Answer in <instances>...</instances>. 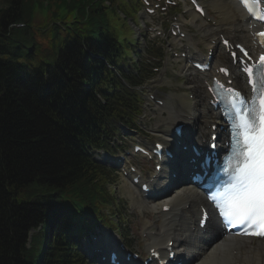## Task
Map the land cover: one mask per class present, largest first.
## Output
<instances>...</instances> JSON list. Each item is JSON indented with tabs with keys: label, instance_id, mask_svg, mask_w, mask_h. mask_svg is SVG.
<instances>
[{
	"label": "trees",
	"instance_id": "trees-1",
	"mask_svg": "<svg viewBox=\"0 0 264 264\" xmlns=\"http://www.w3.org/2000/svg\"><path fill=\"white\" fill-rule=\"evenodd\" d=\"M1 1L0 264H19L35 254L34 246L26 250L24 238L27 227L43 220L47 209L40 202L39 208L20 204L19 194L43 201L52 191L71 192L96 214L105 201L102 173L82 150L97 141L108 113L116 114L109 86L118 80L86 47L97 52L107 46L109 54L100 53L118 60L115 55L129 46L132 8L121 0L124 17L105 0H51L44 17L42 0H37L40 6L36 0ZM76 8L80 16L73 19ZM19 23L23 26L9 27ZM120 95L114 94L118 102ZM50 258V264H79L60 245Z\"/></svg>",
	"mask_w": 264,
	"mask_h": 264
},
{
	"label": "snow or ice",
	"instance_id": "snow-or-ice-1",
	"mask_svg": "<svg viewBox=\"0 0 264 264\" xmlns=\"http://www.w3.org/2000/svg\"><path fill=\"white\" fill-rule=\"evenodd\" d=\"M242 2L247 6L249 0ZM197 8L202 12L198 5ZM257 35L264 37V32ZM259 68V78L253 67L242 69L247 74L251 97L241 99L246 107L237 113L232 125L230 154L226 157L229 179L222 189H210L207 199L217 213V227H241L240 235L264 238V54L259 57ZM220 71L228 72L226 68ZM200 223L202 227L210 223L207 213Z\"/></svg>",
	"mask_w": 264,
	"mask_h": 264
},
{
	"label": "bare ground",
	"instance_id": "bare-ground-1",
	"mask_svg": "<svg viewBox=\"0 0 264 264\" xmlns=\"http://www.w3.org/2000/svg\"><path fill=\"white\" fill-rule=\"evenodd\" d=\"M212 3L214 7L218 8L220 11V21H222L224 25H230L229 33L233 34V32H235L236 37H232L233 39H241L252 46H255L253 38V32L255 29H250V20L237 2L235 0H212ZM192 19L196 21L200 19V22H203V19L193 13ZM225 21H228V24ZM222 26V24H219V27L218 25L214 27L209 26L208 29L210 31H218ZM183 70L187 72L190 69L187 65H184ZM170 136V131L165 130L163 138L168 140ZM174 184L176 183L173 182V185ZM130 190L133 191L130 186H127L126 191L130 192ZM189 197L194 198V201L190 206H197V196L193 195L192 191L187 187L179 188L168 196L161 197L157 200L155 199V204L153 205H148L144 200L138 202V206L141 209H158L160 211V208H162L163 205H169L171 207L170 211H172V218L174 220L169 221V224L174 227L171 230L170 227L167 228L161 226L159 228L160 231L157 230V232L166 237L162 239L160 243L153 241L151 246H163V248H165L167 242L175 240L179 247L196 248L197 250L203 249V244L196 247L194 234L189 231L192 224L190 223L188 226V224L183 221L184 218H181L179 223L177 222L178 216L183 215V211L186 210V204L190 203V199H187ZM158 204H160L159 207L157 206ZM193 213L196 215L198 211H193ZM149 230L151 229L149 228ZM239 240L243 243H239ZM194 253L192 252L190 256L187 255V257L183 259L182 264H187L189 262V257ZM196 255L197 256L193 255L191 257H195L191 264H264V240L235 238L231 235H227L212 242L202 253Z\"/></svg>",
	"mask_w": 264,
	"mask_h": 264
},
{
	"label": "rangeland",
	"instance_id": "rangeland-1",
	"mask_svg": "<svg viewBox=\"0 0 264 264\" xmlns=\"http://www.w3.org/2000/svg\"><path fill=\"white\" fill-rule=\"evenodd\" d=\"M1 4V3H0ZM139 19V18H138ZM140 32H141V30H140ZM159 46H161L163 49H165L166 47H167V45L164 43V42H158L157 43ZM167 59V56L165 55V60ZM168 67H169V70H173V72H174V75H176V71L177 72H180L181 71V63H179L178 61H176V60H172V61H170V62H168ZM158 78H159V76H157L156 77V79L158 80ZM163 85V84H162ZM169 86H170V90H171V94L172 93H174V92H176V93H180L181 94V91L182 90H178V83H176L175 81H172L171 79H170V82H169V84H168ZM183 94V93H182ZM171 97H172V101H170L171 102V104L172 105H176V104H178V103H180V101H182L183 99L182 98H180L179 96H177V95H174L173 96V94L171 95ZM173 108H171V107H168V108H163V109H158L157 110V113H155V114H153L151 117H148V120L150 121V124H149V126L150 125H153L154 127L155 126H157L158 124H160V123H163V121H158V118L159 119H161L160 117H162V113L163 112H165L166 111V113H167V116H169L168 118H172L175 114L173 113V110H172ZM179 110H180V108H179ZM115 179H117V181H118V184L119 183H121V187L124 185V180L121 178V177H118V176H115ZM140 208V207H139ZM141 209V208H140ZM142 209H144V208H142ZM137 218L139 219V218H141L142 219V213H138V216H137ZM130 225H131V227H130V229L128 230V233H129V236L130 237H133L135 234H136V232H138V230H139V227H138V222L137 221H135V222H133L132 224L130 223ZM137 227H138V229H137ZM134 238H135V236H134ZM140 238V236L138 235V237L136 236V239H133V244H135V245H138V243H139V239ZM139 246V249H141L142 248V245L140 244V245H138Z\"/></svg>",
	"mask_w": 264,
	"mask_h": 264
}]
</instances>
